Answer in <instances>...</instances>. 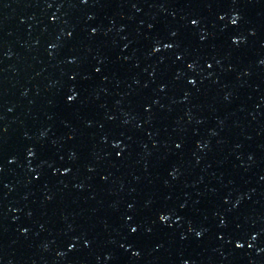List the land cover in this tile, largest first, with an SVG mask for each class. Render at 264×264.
Segmentation results:
<instances>
[{"label":"water","instance_id":"water-1","mask_svg":"<svg viewBox=\"0 0 264 264\" xmlns=\"http://www.w3.org/2000/svg\"><path fill=\"white\" fill-rule=\"evenodd\" d=\"M0 264H264V0H0Z\"/></svg>","mask_w":264,"mask_h":264},{"label":"snow or ice","instance_id":"snow-or-ice-1","mask_svg":"<svg viewBox=\"0 0 264 264\" xmlns=\"http://www.w3.org/2000/svg\"><path fill=\"white\" fill-rule=\"evenodd\" d=\"M81 2L84 3V4H87V3H88V0H81ZM221 19H223V17H221ZM239 19H240L239 16H234V17L232 18V23H233V25H236ZM191 23H192L193 26H197V25H198V21L195 20V19H193ZM93 34H95V30H93ZM173 35H175V34H173ZM232 42H233V44H238V43H239V41H236V40H233ZM164 47L170 49V48L173 47V45H172V44H165ZM160 50H161L160 48H155V51H156V52H159ZM179 58H180V57H177V59H179ZM72 62L74 63V61H72ZM188 66H189V68L192 67L191 64H189ZM209 67H211V65H209ZM96 71L99 72L100 69L98 68V69H96ZM73 79H75V77H73ZM189 83L194 85L196 82L190 80ZM68 99H69V101H74V100L76 99V97H75L74 95H70V96L68 97ZM179 147H180V145L178 144V145H177V148H179ZM29 154H30V155H33V153H32L31 150H29ZM129 219H130V218H129ZM168 219H169V217H168L167 215H161V216H160V220H161L162 222H163V221H167ZM131 231H132L133 233H135V232L137 231V229H136V228H132ZM196 235H197V237H199V236H201V233H200V232H197ZM254 239H255V237H254ZM236 247H237V248H241V247H243V245H241V244H237ZM134 255H138V253H134Z\"/></svg>","mask_w":264,"mask_h":264}]
</instances>
